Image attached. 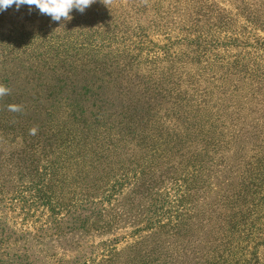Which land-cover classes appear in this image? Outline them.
<instances>
[{
  "label": "trees",
  "instance_id": "1",
  "mask_svg": "<svg viewBox=\"0 0 264 264\" xmlns=\"http://www.w3.org/2000/svg\"><path fill=\"white\" fill-rule=\"evenodd\" d=\"M104 14L97 20L96 12H78V22L71 15L73 20L35 37L10 31L1 40L0 33V84L11 90L0 99V138L21 139L26 170H35L42 160L30 200L23 191L10 199L21 211L36 203L52 213L63 208L55 194L66 177L73 178L74 188L101 198L86 203H106L118 182L127 181V174L112 179L127 170L121 163L130 162L133 153L141 155L144 170L193 146L197 155L188 173L193 177L196 165L211 163L210 155L229 146L227 110L238 115L250 104V114L264 119V39L257 37L249 46L239 34L228 33V21L212 23L205 13L193 12L206 21L203 29L197 19L186 21L194 25L182 42L193 49L171 60L164 53L167 66L161 67L157 58L141 60L139 53L151 42L128 33V16ZM255 23L264 29V20ZM229 46L242 50L229 54ZM188 64L197 65L192 75L182 71ZM11 104L23 110L9 111ZM126 146L131 154L123 157ZM221 207L219 244L204 264H264V144L243 163Z\"/></svg>",
  "mask_w": 264,
  "mask_h": 264
},
{
  "label": "rangeland",
  "instance_id": "2",
  "mask_svg": "<svg viewBox=\"0 0 264 264\" xmlns=\"http://www.w3.org/2000/svg\"><path fill=\"white\" fill-rule=\"evenodd\" d=\"M197 11L212 23L228 21V33L239 34V41L249 46L257 37L264 39V29L255 23L264 20V0H112L107 5L96 0L84 12H96L97 20L106 12L111 17L128 16V33L144 35L151 42L139 53L141 60L157 58L166 67L164 53L171 60L193 49L182 39L191 37L187 31L194 25L186 21L197 19L203 29L204 17L192 14ZM78 12L70 13L76 22ZM253 16L256 21L252 23ZM63 20L53 21L35 6L22 5L17 10L13 5L0 11L1 40L10 31L21 32L25 38L48 33ZM204 36L211 37V33ZM226 50L237 54L242 49L229 46ZM196 70L197 65L188 64L182 71L192 75ZM253 109L249 104L241 114L231 116L227 110L225 115L232 121L226 128L229 146L210 155L211 163L196 165L193 177L188 175L192 171L189 161L197 155L193 146L156 159L144 170L141 155L133 153L130 162L121 163L128 173L119 172L112 179L128 176L126 182H118L119 189L109 201L91 206L90 202L99 203L100 196L74 188L70 185L73 178L66 177L65 184L57 186L60 194H55L65 206L53 213L40 203L23 211L10 203L19 191L30 200L42 160L35 170H26L19 155L21 139L0 138V264H204L219 244L224 199L238 183L243 163L264 144V119L250 114ZM131 150L126 146L121 154L128 157ZM141 170L144 175L133 179ZM89 182L90 178L84 184ZM141 182L144 185L139 188Z\"/></svg>",
  "mask_w": 264,
  "mask_h": 264
},
{
  "label": "clouds",
  "instance_id": "3",
  "mask_svg": "<svg viewBox=\"0 0 264 264\" xmlns=\"http://www.w3.org/2000/svg\"><path fill=\"white\" fill-rule=\"evenodd\" d=\"M96 0H0V11H5L9 7L15 5L16 9L22 5L35 6L39 9L41 14L48 15L53 21H68L72 17L70 13L73 9H76L80 13H83L88 7L94 4ZM105 5L112 2V0H101ZM11 90L3 84H0V99L6 95H10ZM8 110L12 112H21L23 110L22 105L11 104L8 105Z\"/></svg>",
  "mask_w": 264,
  "mask_h": 264
}]
</instances>
